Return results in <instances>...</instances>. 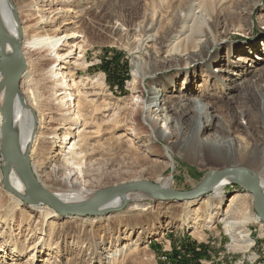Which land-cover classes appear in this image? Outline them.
Returning a JSON list of instances; mask_svg holds the SVG:
<instances>
[{"label":"rangeland","instance_id":"rangeland-1","mask_svg":"<svg viewBox=\"0 0 264 264\" xmlns=\"http://www.w3.org/2000/svg\"><path fill=\"white\" fill-rule=\"evenodd\" d=\"M32 1L26 0V3ZM42 1L44 6L42 9L46 10L43 15L52 23L54 29L61 28L62 33L75 29L82 36L74 39V42H80L82 45L80 53L86 67L77 71V76L93 79L96 82V89L100 91L98 96L92 98V103L87 105L89 116L77 126L79 130L90 127L95 132L82 140L84 146L82 153H85L81 169L83 195L142 181L157 185L154 171H159L165 178L170 177L167 187L162 189L186 192L204 184L205 179L213 173V165L209 162L194 164L185 161L180 157L184 154L183 151L177 149L175 142L179 141L184 132L190 134L194 131L198 122L206 124L207 130L202 135L203 138L226 135L227 126L231 122V126L237 132L236 135L244 138L246 118L244 120L240 112L243 111L254 119L259 113V106L252 95L244 89L240 90L239 98H230L228 85H225L226 82L221 84L214 77L217 69L210 66L209 61L192 62L190 55H185V48H190V43L175 45L176 41L184 36L183 25L175 27L177 29L175 33H178L176 36L175 33L169 35L172 30L169 28V18L175 7L182 10L185 5H189V0H83L85 2L80 4L78 2L67 4L64 0ZM214 1L221 3L213 5L203 16L216 32L213 34L214 43L209 44L206 52L220 58L222 62L217 66L218 69L232 72L234 66L240 65L248 71L259 70L264 80V0ZM49 3L53 6L50 9L47 7ZM93 4L94 6H91ZM56 8L63 9L54 15L53 10ZM64 9H71L73 13H67ZM74 15L79 20L77 25L61 27L65 19ZM146 18L157 22L156 27L150 32L154 38L157 37L154 44L145 42V35L141 32ZM43 55L36 53L29 57V61L37 58L41 60L35 70L36 68L45 70L50 66L51 61L41 59ZM148 56L157 59L156 70L150 77L142 81L137 80L138 82L132 85L135 63L143 64L145 72L150 68ZM109 62L118 69L120 80H123L122 88L108 84L102 67ZM141 70L143 72V68ZM171 79V82L167 81ZM23 81L24 78H21L18 90L22 94L26 91ZM262 84L264 85V82ZM149 90L160 91L168 101L172 100L168 98L169 96L186 98L192 91L193 97L200 99L201 103L209 104L208 112L212 119L205 122L203 118L199 120L193 117L194 104L184 106L180 101L168 103L176 112L180 111L173 113L171 117L178 121L180 130L183 131H174L170 122L161 118L152 120L156 118L154 113L156 108L149 113L143 112V102L145 105L149 102L147 100ZM58 115L60 113H57ZM57 116L51 114L42 116L33 143L32 162L44 160L43 168L36 173L47 185L42 187L51 194L62 193L63 188L59 184L45 181L41 175L54 171L56 173L54 158L59 150V137L69 127L60 129L59 124L53 122V120L57 122ZM147 119H150V122L152 120L157 126L153 128ZM261 126L263 127L262 124ZM159 127L166 131L163 132ZM76 132L74 134L77 136ZM54 137L56 139H53ZM76 139L75 137L72 141ZM4 166L5 161L0 154V264H165L159 260L162 255H168L170 260H176L177 256L182 255L181 251L187 253L186 247H194L197 241L203 243L201 244L203 249L212 255L204 256L205 260L211 261L212 264H231L236 258L242 257L240 260L253 258L249 255L251 252H256L260 256L264 254L262 248L264 238H260L264 234V224L254 211L253 204L250 206L251 210L248 208L250 201H245L242 207L247 211L231 213L236 218L240 217L239 215L250 217L242 228L224 227L215 219L214 225L211 224L209 229L205 228L202 240L191 236V232L178 228L177 220L181 217L182 206L186 204L176 205L177 202L160 200L144 191L138 200L131 201L125 209L112 211L99 222L96 219L93 221V214L86 218L69 219L70 222L66 223V217L72 216L61 217L45 205L37 206L43 209L40 214L34 216L28 209L29 204L4 188L1 170ZM13 169L16 172L15 168ZM218 169L222 171L230 168ZM210 192L211 190L201 198H207ZM239 193L248 194L252 200L248 190L228 187L223 195L221 207ZM201 198L196 199L198 201L193 200L196 202L192 203V206L201 207ZM212 201L215 204L220 202ZM135 208L146 209V213H133ZM51 212H54L58 219L50 218L51 215L44 216ZM241 229L248 232L247 239L251 242L249 246L256 238L257 243L251 251L246 252L249 246L237 233ZM250 231H253L252 236ZM139 234L143 243H134ZM227 235L231 237L230 244ZM145 246L146 249H143ZM223 253L225 256L220 260L219 254ZM199 255H193L190 261L182 258L181 263L195 262ZM194 257L197 259L194 260ZM254 264H258L257 261Z\"/></svg>","mask_w":264,"mask_h":264},{"label":"bare ground","instance_id":"bare-ground-1","mask_svg":"<svg viewBox=\"0 0 264 264\" xmlns=\"http://www.w3.org/2000/svg\"><path fill=\"white\" fill-rule=\"evenodd\" d=\"M64 1H66L65 3L67 4L74 2L80 4L85 2L83 0ZM42 3V0H33L31 3H26V0H16V2H14V0H0L1 22L7 35L19 43L25 63V70L21 75V78H24L23 85L26 87V91L23 92V94L18 91L16 99L14 100L10 135L18 142L22 158L27 161L36 182L41 187L47 186L36 173L37 170L41 171L43 168L44 160L32 162L34 152L33 143L35 136H37L38 126L41 124L42 116L50 114L57 116V113H60V115L57 116V122L56 120H53V122L56 125L59 124L60 129L67 126L69 127H67L59 137V150L54 158V168H56V173H54L55 171L51 174L43 173L41 177H44L45 181L59 184L63 188L62 193H52V195H54L61 203L79 206L94 199L97 194L102 197V194L100 193L104 191L96 193L90 192L88 194L85 193L84 195L81 191V169L85 161V159H83L85 153H82L84 147L82 140H84L85 137L93 135L95 132L91 130L90 127L81 130L77 129V126L80 125V121L85 120V118L89 116L87 105L92 103V98L98 96L100 91L98 88L96 89V82L93 81V79L77 76V71H81L86 67V62L83 55L80 53L82 45L80 42H74V39L81 38L82 36L79 35L78 31L74 28V30H69L65 33L60 32L61 28L54 29L52 23H49L48 18L43 15L44 12L46 13V10L42 9ZM90 3L92 2L90 1ZM220 3L221 1H216L215 3L214 0L213 2L212 0H189V5L187 4L184 6L185 9L178 10V8L175 7L169 18V28H172L169 35H173L177 31V29H175L176 26H179V24L183 25L182 33H184V36L181 40L178 39L175 45L181 46L182 44L190 43V48H185V55H190L189 58L192 59V62H195L196 60L201 62L209 61L210 66L217 69V71L215 70L216 75L214 74V77L221 84L226 82L225 85H228V89H230V98H239L241 93L240 90L244 89L247 93L252 95L259 106V113L254 119L248 117L245 112H240V116L244 120L246 118L245 124L247 127L245 129L246 134L244 138L236 135V130L231 126L232 122L227 126L228 129L226 130V135H215L210 139L207 137L203 138L202 135L206 133L207 130L205 128L206 124L198 122V126L194 131L190 134L184 132L179 141L175 142L177 149L183 151L184 154L180 157H183L185 161L194 164H204L205 162H209L213 165V173L205 179L204 184L208 183L213 178V175L219 171L218 168H220V170L230 168L224 170L242 171V173L239 172V174L227 175L214 184L211 188V192L207 194V198H201L202 196L199 197L201 198V207L192 206V203L198 201L196 199L199 198L194 199L196 201L190 200L188 202H177L176 205L186 204L181 208L182 214L180 219L177 220L179 221L178 228L188 231L189 233L191 232L190 235L199 240H202L204 237L203 232L206 231L205 228L209 229L211 224H215V219H218L217 221L222 223L224 227H232L234 229L237 227L242 228V226L245 225L244 223L250 220V217L247 216L239 215L240 217H233L231 213L244 212L246 209H243L242 207L245 201H250L248 208L251 210L250 206L252 207L253 204V197L251 194L250 196L252 197V200L248 194H235V196L229 200L228 204L221 207V202L224 197L223 195L228 187H237L243 191H247L244 183L245 174L254 178L256 181L264 203V121L262 122V120H264L263 75L258 72L259 70L248 71L240 65L234 66L232 72H229L226 69L225 71L223 69H218L217 66L222 62L220 58L216 55L211 56L206 52V48L210 46L209 44L214 43L215 39L213 38V34L216 32L213 27L210 26V22L203 16L204 13L211 10L213 5H220ZM94 4L91 6H94ZM47 7L50 9L53 6L49 3ZM61 9L56 8V10H53L54 15L62 12ZM65 11L67 13H73V10L71 9ZM78 21V18L74 15L72 18L65 19L61 24V27H64L65 25H77ZM200 21L202 24H200ZM143 23L144 26L141 32L145 35V42L156 43L157 37L154 38L150 32L156 27L157 22L154 20L149 21L146 18ZM187 23H190L191 25H186ZM176 34L178 33H175L174 36H176ZM5 49L7 62L12 65H17V59L9 46L6 45ZM36 53H43L44 55L41 59L51 61L50 66L45 68V70H37V68L35 70L36 65L41 61L39 58L34 61H29V57H33ZM195 57H197V59H195ZM147 59L149 60L150 68L146 69L145 72L143 64L139 65L138 62L135 63L134 80L132 85L137 83V80L142 81L146 77H150L156 70L157 59L151 56H148ZM41 63L39 64L40 66ZM140 66H142L141 68H143V72ZM2 81L3 78L0 76V83H2ZM167 81L171 82L172 79ZM3 91L4 90L0 92V102L3 99ZM192 93L194 92L191 91L188 93L186 98L180 96L181 99L172 95L171 97H168L172 100L168 101L163 97V94L160 91L149 90V96L147 98L149 102L147 105L143 102L142 110L144 113H149L152 112L153 108H156L154 110L156 118L154 117L152 120H158V118H161L162 120L173 124L172 127L175 129L174 131L182 132L183 130H180L178 121L171 117L173 113L176 114L180 111L176 112V109L168 104L180 101L184 106L194 104L193 117H196L199 120L203 118L205 122H210L212 117L208 112L209 104L201 103L200 99L192 96ZM181 109L183 108L181 107ZM103 111L105 112L107 110ZM43 112H46V114L43 115ZM152 120L150 122V119H147L151 126L155 128L157 125L156 123L153 124ZM234 121L235 119L233 122ZM159 128L163 129V132L166 131L163 127ZM75 131H77V136L74 134ZM80 131L82 133H80ZM56 135L57 134H54V136ZM75 137L77 139L72 141ZM53 139H56V137ZM168 157L171 159V156L168 155ZM166 159L168 160L167 157ZM168 162L170 161L168 160ZM4 167H6V163ZM13 168L15 167L11 163L7 182L13 190L26 198L28 197V191L23 184V180ZM61 169H63V171H61ZM158 172L159 171L153 172L155 183L161 187H159L160 189L166 188L170 177L165 178L162 173ZM2 179L4 181V178ZM142 193V191H134L130 194H118L109 202L102 203V206H100L97 211L98 214H94L93 221L96 219V221L99 222L102 218L107 217L108 213L125 209L131 201L135 202L134 200H138V197ZM212 200H220V202L215 204ZM170 203L174 202L170 201ZM28 204V209L34 214V216L41 213V210L43 209L42 207H37V205L34 206L30 203ZM51 213L48 215L45 214L44 216L48 217L51 215L49 216L50 218L56 217L58 219V216L54 212ZM133 213H146V209L142 210V208H135L133 209ZM66 218L67 219L65 220L67 223L70 222L71 219L77 217L72 216ZM141 233L143 232L141 231ZM237 233L240 234L242 239H244L246 245L249 246V244H251L247 239L248 232L245 229H241V231H238ZM141 240L142 237L139 234L134 243L142 242ZM143 249H146V246ZM114 252L116 254L117 250ZM195 259H197V257H194V260Z\"/></svg>","mask_w":264,"mask_h":264},{"label":"water","instance_id":"water-1","mask_svg":"<svg viewBox=\"0 0 264 264\" xmlns=\"http://www.w3.org/2000/svg\"><path fill=\"white\" fill-rule=\"evenodd\" d=\"M6 45L17 59V65H12L7 62L6 58ZM25 70L24 59L21 54L19 43L9 37L4 29V26L0 19V76L3 78V82L0 83V92H3V101L0 107L1 113V125H0V154L2 155L6 167H3V185L4 188L10 193L14 194L24 203L32 204L34 206L45 205L53 209L61 217L76 216L86 217L96 214L102 203L109 202L113 197L118 194H126L134 191H144L150 195L155 196L157 199H163L172 202L190 201L203 196L208 193L211 188L227 175L239 174L242 171H229L223 170L217 172L213 178L206 184H201L194 190L179 192L167 189H160L157 185L150 182H138L126 185L113 186L105 189L102 193V197L99 194L95 195V198L89 202L75 206L61 203L54 195L42 188L35 180L30 167L22 158L19 145L10 135V125L12 119V109L14 100L18 94L19 81L21 75ZM13 164L15 170L23 180L28 191V197H24L20 193L13 190L7 182L8 173L10 170V164ZM244 183L248 192L253 197L254 211L259 217L260 221L264 224V203L260 190L257 187L254 178L245 174Z\"/></svg>","mask_w":264,"mask_h":264},{"label":"built area","instance_id":"built-area-1","mask_svg":"<svg viewBox=\"0 0 264 264\" xmlns=\"http://www.w3.org/2000/svg\"><path fill=\"white\" fill-rule=\"evenodd\" d=\"M251 232V236L253 234V231H250ZM226 236V235H225ZM227 238L229 240V244L230 242L232 241L231 240V237L229 235H227ZM260 238H264V234L260 236ZM208 239V238H207ZM207 243V242H206ZM257 241H256V238L253 239V244L251 246L248 247V249L246 250V252L248 251H251L255 245H256ZM201 244L203 243H200L199 241H197V244L195 243L194 244V247L192 248V251L190 252H187V253H183L182 252V255L181 256H177V259L176 260H170L168 258V255H162L159 260L165 264H178V262L181 263V260L182 258L186 259V260H189L193 255L195 254H200L199 257H198V260L195 261V262H190L189 264H212L211 261H206L205 257H212L211 254H209V251L208 250H204L203 247L201 246ZM229 244L226 245L225 247L228 249L229 247ZM205 245V244H204ZM262 248H264V245H262ZM180 250V249H179ZM207 253H206V252ZM250 255L253 257V258H248L246 260H240L241 258H236L231 264H254L256 261L258 264H264V254H262V256H260L258 253L256 252H251ZM220 256V260H222L225 256V253L223 254H219ZM204 257V258H203ZM219 260V261H220ZM190 261V260H189ZM188 264V263H187Z\"/></svg>","mask_w":264,"mask_h":264},{"label":"trees","instance_id":"trees-1","mask_svg":"<svg viewBox=\"0 0 264 264\" xmlns=\"http://www.w3.org/2000/svg\"><path fill=\"white\" fill-rule=\"evenodd\" d=\"M104 70V73L106 74L107 77V82L109 85H116L118 88H122L121 84L123 80H120V75L118 74V69L115 68L114 64L112 62L104 64V67H102ZM187 249L186 252L192 251V246L191 248L186 247ZM198 255V254H195ZM180 264H186V261H183Z\"/></svg>","mask_w":264,"mask_h":264}]
</instances>
